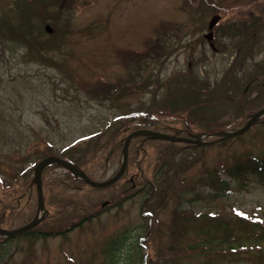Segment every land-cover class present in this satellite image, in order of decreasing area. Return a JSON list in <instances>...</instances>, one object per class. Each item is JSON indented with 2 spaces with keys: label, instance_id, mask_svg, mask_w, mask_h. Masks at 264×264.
I'll return each instance as SVG.
<instances>
[{
  "label": "rangeland",
  "instance_id": "374dc122",
  "mask_svg": "<svg viewBox=\"0 0 264 264\" xmlns=\"http://www.w3.org/2000/svg\"><path fill=\"white\" fill-rule=\"evenodd\" d=\"M21 10L0 20V171L10 193L31 186L41 156L66 147L93 179H108L124 137L146 116L176 120L173 127L195 134L239 128L264 105V0H26ZM214 13L220 21L212 49L202 34ZM156 144L130 154L125 175L102 188L58 165L47 168L49 215L35 230L70 229L15 237L4 243L0 264H128V257L135 264L142 257L144 264H264L262 243L257 252L190 251L200 236L224 227L241 248L253 242L243 231L264 220V179L231 181L215 197L206 183L213 174L225 177L235 160L264 156V116L222 141ZM145 179L154 185L150 194L137 191L114 205ZM33 202L11 227L34 216ZM87 214L94 217L74 225ZM119 235L122 246L107 253Z\"/></svg>",
  "mask_w": 264,
  "mask_h": 264
},
{
  "label": "trees",
  "instance_id": "16d2710c",
  "mask_svg": "<svg viewBox=\"0 0 264 264\" xmlns=\"http://www.w3.org/2000/svg\"><path fill=\"white\" fill-rule=\"evenodd\" d=\"M25 6L26 0H0V20L2 19L3 21H5L7 19L6 14H11V12L13 11H15L16 13L19 12L20 15L23 16L21 8ZM17 30H21L19 25L17 26ZM45 47L46 46H44L43 44H40V50ZM175 122L176 120H169L163 117H156L154 119L149 118L143 121L144 124L135 125V128L141 126L151 127L152 129L162 130L167 133H173L177 128H174L171 124ZM156 142L169 145L171 147L179 145L168 141L156 140ZM156 142H154L153 139L146 138L145 135H137L129 144V154L134 153L135 155L136 153L141 151L142 155H145L148 148H150L151 146L156 147ZM224 172L239 185H243L252 178H259V180H262L264 179V156L257 155L235 160L234 162L226 166ZM1 184L4 185V183L0 182V185ZM207 185H209L210 188L216 191V195H222L228 189H230V182L228 180L222 179L219 174L210 175L207 179ZM2 191L3 190L0 189V193ZM31 193L32 192L30 191V189L26 188V190L22 193H17L18 195L5 194L7 196L0 197V226H9L11 222L14 221L20 211L25 208L28 196L31 195ZM253 224L256 225L254 229H245L243 231L245 235L244 239L253 242L248 243L249 245H242L243 248H241V245L236 241L235 235L231 234L228 237V233L226 231V228L224 227L220 234H207L209 236L204 238L200 236L197 241L191 244L192 247L190 248V251H192L196 255H199L200 257H206L217 256L219 253L227 254L228 252H225L227 250L230 252H236L239 250L238 252H240V250L259 249L260 243H262L264 247V220L255 221ZM251 230L256 232V238L252 237L253 232ZM49 234L54 233L50 232ZM2 240L4 239L0 237V245L3 243ZM122 242V235H119L117 238L109 242V244L107 245V250L110 253H114L116 250L120 249V247L122 246ZM238 245H240V247H238ZM203 263L210 264V262L207 260H205Z\"/></svg>",
  "mask_w": 264,
  "mask_h": 264
},
{
  "label": "water",
  "instance_id": "95a60500",
  "mask_svg": "<svg viewBox=\"0 0 264 264\" xmlns=\"http://www.w3.org/2000/svg\"><path fill=\"white\" fill-rule=\"evenodd\" d=\"M218 19V15H213L212 18L209 21V25L208 27L210 28L215 21ZM264 112V107L258 109L257 111H255L254 113L251 114V116L249 117V119L246 121V123L238 128L235 131H230V132H217L216 134H223L221 138H226L229 136H233L236 134H239L241 132H243L244 130H246L251 123H253L262 113ZM139 133H145V134H150L152 136H155L156 138H160V139H165V140H170V141H187V142H193V143H197V144H201L203 143L202 141H200L198 138H185V137H177L174 135H168V134H164L162 132L159 131H154V130H149V129H142V130H136L133 132H130L125 140H124V144H123V161L121 164V167L119 169V171L109 180L107 181H103V182H96L91 180L90 178H88L84 173L80 172L74 165L70 164L69 162L56 157V156H48L45 157L43 159H41L35 166H34V176H33V181L36 184V190H37V199H38V208L39 207H43L42 205V191H41V182H40V173L42 168L48 164V163H58L63 165L64 167H66L68 170H70L72 173H74L76 176H79L82 178L83 181H85L86 183L92 185V186H105L108 185L112 182H114L115 180H117L119 178V176L122 174V172L125 169V165L127 162V145H128V141L129 139L135 135V134H139ZM39 220H37L36 218H34L33 220H31L30 222H28L27 224L16 228V229H5V228H0V233L4 234V235H14L17 234L25 229H28L32 226H34Z\"/></svg>",
  "mask_w": 264,
  "mask_h": 264
}]
</instances>
